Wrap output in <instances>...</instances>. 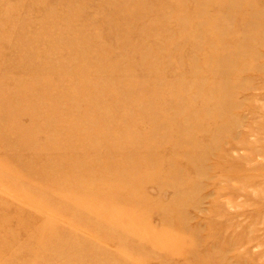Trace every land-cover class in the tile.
<instances>
[{
    "label": "rangeland",
    "instance_id": "rangeland-1",
    "mask_svg": "<svg viewBox=\"0 0 264 264\" xmlns=\"http://www.w3.org/2000/svg\"><path fill=\"white\" fill-rule=\"evenodd\" d=\"M0 264H264V0H0Z\"/></svg>",
    "mask_w": 264,
    "mask_h": 264
}]
</instances>
